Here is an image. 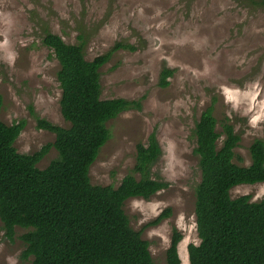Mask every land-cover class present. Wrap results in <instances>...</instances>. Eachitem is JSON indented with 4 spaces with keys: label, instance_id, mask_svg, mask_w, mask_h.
<instances>
[{
    "label": "rangeland",
    "instance_id": "374dc122",
    "mask_svg": "<svg viewBox=\"0 0 264 264\" xmlns=\"http://www.w3.org/2000/svg\"><path fill=\"white\" fill-rule=\"evenodd\" d=\"M47 33L71 45L83 39L90 61L116 44L134 47L113 52L100 69L102 99L139 100L142 109L107 123L111 138L89 177L93 185L118 188L134 169L137 145H147L155 133L163 156L154 173L170 186L149 200L129 199L124 210L131 227L149 242L154 264H167L175 230L183 236L182 264H190L188 246L200 243L196 122L216 99L215 117H231L241 133L235 160L241 166L251 164L253 142L264 140V11L240 0H0V118L8 126L26 122L15 142L20 154L32 155L56 139L37 127L31 108L57 126L70 127L61 114L59 61L43 42ZM164 68L173 71L166 88L160 86ZM57 157L52 148L38 168ZM244 195L263 200L264 183L231 190L232 198ZM167 209L168 218L148 226ZM25 232L17 228L10 241L0 221V264H32L23 257Z\"/></svg>",
    "mask_w": 264,
    "mask_h": 264
},
{
    "label": "trees",
    "instance_id": "16d2710c",
    "mask_svg": "<svg viewBox=\"0 0 264 264\" xmlns=\"http://www.w3.org/2000/svg\"><path fill=\"white\" fill-rule=\"evenodd\" d=\"M240 1L264 11V0ZM43 42L59 61L61 114L70 127L57 126L31 108L37 127L54 133L56 139L26 155L15 148L26 122L8 126L0 118V221L5 237L13 241L17 228L25 230L20 237L25 245L23 257L32 258V264H154L149 242L131 227L124 206L133 198L149 200L170 186L154 173L163 156L156 134L150 135L147 145H137L134 169L118 188L93 185L89 177L100 150L111 138L107 123L124 112L142 109L139 100L102 99L100 69L113 52L134 47L116 44L90 61L83 39L71 45L47 33ZM172 75V70L164 68L160 86L168 87ZM215 101L193 130L201 175L195 188L200 243L188 246L190 264H264V199L253 202L250 195L231 196L237 186L264 183V140L256 139L251 145L249 166L237 164L241 133L231 117H215ZM2 107L0 96V114ZM52 148L58 157L39 169ZM170 215L167 209L148 226ZM182 239L175 230L166 252L167 264H182Z\"/></svg>",
    "mask_w": 264,
    "mask_h": 264
}]
</instances>
